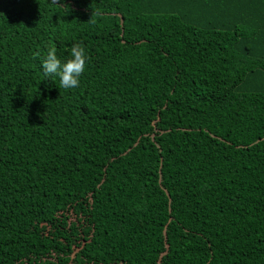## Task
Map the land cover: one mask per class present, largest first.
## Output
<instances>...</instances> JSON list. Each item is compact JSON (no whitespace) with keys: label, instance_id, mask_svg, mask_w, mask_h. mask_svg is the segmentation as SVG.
Instances as JSON below:
<instances>
[{"label":"trees","instance_id":"16d2710c","mask_svg":"<svg viewBox=\"0 0 264 264\" xmlns=\"http://www.w3.org/2000/svg\"><path fill=\"white\" fill-rule=\"evenodd\" d=\"M0 264H264V0H0Z\"/></svg>","mask_w":264,"mask_h":264},{"label":"clouds","instance_id":"9594fccd","mask_svg":"<svg viewBox=\"0 0 264 264\" xmlns=\"http://www.w3.org/2000/svg\"><path fill=\"white\" fill-rule=\"evenodd\" d=\"M87 60L88 55L82 45L73 44L65 59H61L56 47L51 46L41 57L40 66L45 76L59 78L61 88L72 89L79 86L80 77L86 71Z\"/></svg>","mask_w":264,"mask_h":264}]
</instances>
